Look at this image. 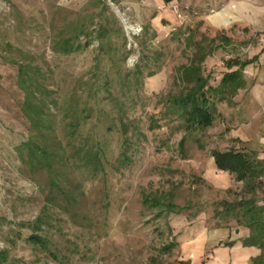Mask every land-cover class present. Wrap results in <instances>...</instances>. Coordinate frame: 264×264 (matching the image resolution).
<instances>
[{"label":"rangeland","instance_id":"obj_1","mask_svg":"<svg viewBox=\"0 0 264 264\" xmlns=\"http://www.w3.org/2000/svg\"><path fill=\"white\" fill-rule=\"evenodd\" d=\"M222 35L229 42L202 63L209 85L227 60L257 61L233 103H216L212 125L187 131L170 103L187 87L185 43ZM65 39L89 45L63 53ZM19 64L49 91V131L22 113ZM31 143L56 152L61 189L29 163ZM84 149L97 151V172ZM229 149L264 160V0H172L157 12L141 0H0V264H253L258 248L234 262L222 246L249 234L223 205L243 183L211 157ZM256 199L264 203V177Z\"/></svg>","mask_w":264,"mask_h":264},{"label":"trees","instance_id":"obj_2","mask_svg":"<svg viewBox=\"0 0 264 264\" xmlns=\"http://www.w3.org/2000/svg\"><path fill=\"white\" fill-rule=\"evenodd\" d=\"M163 1L168 3L172 0ZM216 40H219L220 43L216 44ZM229 40L225 35L212 39L202 36L198 40L190 38L185 43L187 46L192 45L194 47V52L189 62L178 68L179 79L186 83L187 87L184 93L172 97L170 103L183 116L184 127L187 131L202 130L211 126L215 118L216 103L224 101L227 104H232L237 92L247 85L243 70L249 64L257 61V56L246 60L238 58L227 60L225 65L228 71L222 75L216 86L209 85L208 79L203 75L202 63L206 57L220 48L223 42L228 43ZM88 45L89 42L87 40L83 44H73L68 39H65L62 44H58L57 49L63 53H70L82 47H88ZM18 80L24 92V100L21 107L23 115L30 122L33 129L49 131V125H44L43 121L47 117L45 108L48 107L46 104L48 89L40 85V79L35 72H31L28 65H18ZM79 151L80 149L76 150L75 154L80 155ZM55 157L56 152L50 151L46 145L31 143L28 146L29 163L35 161L39 170H47L50 176V186L59 190L61 189L58 181L60 180V173L58 171L55 172L53 169L57 163L55 161L57 157ZM211 157L218 171L227 172L234 177L235 181L243 183L244 192L242 196L233 202L223 203L224 210L235 218L237 224L248 228L249 234L242 239V245L256 247L260 250L259 255L252 259L253 264H264V203L258 204L256 199L257 191L262 184V177H264V160L234 149L227 151L214 150L211 152ZM81 159L83 164L89 163L93 166L92 169L95 172L100 168L101 162L97 151L92 152L91 149H84L81 153ZM66 198L73 200L74 197L66 196ZM159 201V199L155 200L152 206H165L168 213H177L180 210L171 201H167L166 204ZM38 221L41 222V219H38ZM36 226L38 228V225ZM30 239L43 249L47 246L44 238L38 235H31ZM226 245L231 246L233 242H228ZM173 246L174 243H169L165 250L169 251ZM174 264H189V262L178 261Z\"/></svg>","mask_w":264,"mask_h":264},{"label":"crops","instance_id":"obj_3","mask_svg":"<svg viewBox=\"0 0 264 264\" xmlns=\"http://www.w3.org/2000/svg\"><path fill=\"white\" fill-rule=\"evenodd\" d=\"M142 5L144 7H147V9L149 8V10H153L157 12V6H161L163 5L165 2L163 0H141ZM213 161V160H212ZM248 234H244L243 238L247 237ZM242 239H241V244H236V241H227L228 242H233V245H235V247L233 245L231 246H227L226 243H224L222 246L225 248H233V254H232V260L234 262L236 261H246L251 254V252L254 250V252H256V247H246L242 245ZM225 258V253L223 250H218L217 251V261H221V259L223 260Z\"/></svg>","mask_w":264,"mask_h":264},{"label":"built area","instance_id":"obj_4","mask_svg":"<svg viewBox=\"0 0 264 264\" xmlns=\"http://www.w3.org/2000/svg\"><path fill=\"white\" fill-rule=\"evenodd\" d=\"M176 12L178 13V10H177V8H176ZM178 16H179V17H181L179 13H178Z\"/></svg>","mask_w":264,"mask_h":264}]
</instances>
